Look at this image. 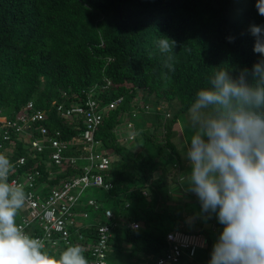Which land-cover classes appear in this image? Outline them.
Returning a JSON list of instances; mask_svg holds the SVG:
<instances>
[{
	"label": "trees",
	"instance_id": "trees-1",
	"mask_svg": "<svg viewBox=\"0 0 264 264\" xmlns=\"http://www.w3.org/2000/svg\"><path fill=\"white\" fill-rule=\"evenodd\" d=\"M256 3L257 0H0L2 115L11 120L29 102L45 111L53 103L66 104L61 93L69 99L67 106L81 104L82 92L89 89L95 91L102 109L122 99L119 107L105 113L96 131V139L113 152L106 177L112 188H93L99 192L98 199L83 195L75 211L88 213V219H76L82 226L77 227V233L72 230L69 245L82 246L87 260L96 242L95 232L87 225H109L110 220L104 217L106 210L114 214L108 264H143L166 249L165 236L171 232L166 227L168 218H176L168 204L172 197L169 187L175 184L169 173L180 169L171 142L175 137L173 126L189 112L197 91L209 86L208 78L216 67H227L235 76L242 69L251 70L261 59L253 51L256 37L251 34L252 26L264 28V16L258 13ZM162 37L176 42L175 71L163 67L167 54L158 48ZM107 82L110 86L105 89ZM139 96L152 108L141 117L147 120L149 130L137 153L118 142L121 135L114 128ZM47 125L51 130H60L65 140L75 139L76 131L68 129L53 111ZM6 131L9 140L4 141L2 133L0 145L4 152L12 153L8 158L13 163L26 156V150L12 130ZM150 147L153 152L147 149ZM72 153L65 151L63 155ZM174 159L177 161L173 163ZM35 170L40 172V180L47 179L49 171L44 162L27 158L21 173ZM61 173L60 177H65L81 172L69 167ZM88 200L96 206L86 205ZM133 222L140 223L141 228L130 230Z\"/></svg>",
	"mask_w": 264,
	"mask_h": 264
},
{
	"label": "clouds",
	"instance_id": "clouds-1",
	"mask_svg": "<svg viewBox=\"0 0 264 264\" xmlns=\"http://www.w3.org/2000/svg\"><path fill=\"white\" fill-rule=\"evenodd\" d=\"M256 8L264 16V0ZM251 34L261 59L235 76L216 67L189 108L194 130L184 142L189 189L201 211L215 214L223 225L209 264H264V28L252 26ZM175 44L167 37L158 41L169 71H175ZM14 167L0 153V264H88L82 246L69 245L56 257L18 225L29 194L9 182Z\"/></svg>",
	"mask_w": 264,
	"mask_h": 264
},
{
	"label": "built area",
	"instance_id": "built-area-1",
	"mask_svg": "<svg viewBox=\"0 0 264 264\" xmlns=\"http://www.w3.org/2000/svg\"><path fill=\"white\" fill-rule=\"evenodd\" d=\"M110 86L107 82L105 89ZM83 103L67 106L69 101L65 93L60 96L66 101L54 105L47 111L35 108L32 102L26 104L13 119H9L0 113V135L8 141L7 131L12 130L16 140L24 144L26 156L16 159L14 169L9 175V182L24 186L29 194L24 207L19 211L16 219L26 234L31 238L41 239L45 243V251L61 252L64 246L69 245L72 230L77 233V227L82 226L76 219H88V213L76 214L75 211L81 205V198L89 189L109 190L112 184L106 180L110 170L112 159L106 153L101 141L96 139V131L102 124L107 111L115 110L121 105L122 99H116L108 103L102 109L101 102L95 91L84 90ZM131 117L138 118L143 113L151 111V106L144 99L133 100ZM55 108V110H54ZM141 110V111H140ZM55 112L56 118L63 122L72 132L76 131L75 139L65 140L60 130H51L49 113ZM123 112L119 119L126 114ZM120 144H134L137 139L135 126L130 120L117 123L114 128ZM120 133V134H119ZM128 148V147H127ZM49 153L43 155L44 151ZM65 151L73 152L69 156L63 155ZM0 153L12 157L11 152H4L0 145ZM40 159L48 169L47 179L40 180V172L21 173L26 159ZM78 161H85L87 165H78ZM59 168V171L51 168ZM77 168L81 173L78 176L60 177L65 168ZM34 169V168H33ZM20 172V173H19ZM55 182L54 185L50 183ZM146 196V193L143 192ZM86 205L95 207L94 201L88 200ZM108 224H88L87 228L96 234V242L91 248V257L88 264H108L109 240L111 238V226L114 220L113 212L104 211ZM141 224L133 222L130 230L137 231ZM208 238L200 232H188L178 229L165 236L166 249L157 258L146 259L143 264H180L186 257L193 259L198 251L205 250ZM128 247L127 245H125ZM124 246V247H125Z\"/></svg>",
	"mask_w": 264,
	"mask_h": 264
},
{
	"label": "rangeland",
	"instance_id": "rangeland-1",
	"mask_svg": "<svg viewBox=\"0 0 264 264\" xmlns=\"http://www.w3.org/2000/svg\"><path fill=\"white\" fill-rule=\"evenodd\" d=\"M135 99L141 102V99H144V97L139 96V97H136ZM148 105H150V102L148 103ZM126 111L127 113L122 116L121 121L124 122L126 120H130L134 124L135 131L137 133V139L135 140L134 144L124 143L121 145H124L125 147L130 148L131 151H137L138 153L142 149L143 139L147 136V133L149 130L147 128V120L146 121L141 120L142 119L141 117H143L142 115H139L138 118L136 117L132 118L131 117L132 106H128V108H126ZM188 118H189V112L178 119L176 125L173 126L175 137L171 139V142L174 144V147L178 154V157H179L178 159L180 162V169H181L180 170L178 168H175L176 170L174 169V171L169 173V179L171 181H175V184L173 183L169 187V193L171 194L172 197H171V200L168 201V204L172 207V208L170 207V209L172 210V213L176 215V218L175 219L170 218V220L168 218L169 222L166 225L167 229H169V231L171 232H174L178 229L188 231L187 227L183 228L181 225L183 222H185V214H191L194 217L199 218V219L200 217L203 218L200 224H202V228L204 229H207V227L209 226V224H211V222L214 223V221H217L215 214H212L211 216H209L208 213H204L201 211V204H200L199 199L189 189L187 177H188V172L190 169H189L188 163L184 156L185 150H186L184 147V142L191 136L194 130L191 129V127L189 126ZM147 149L153 152V149L151 147ZM106 153L112 159L113 152L107 151ZM176 161L177 160L174 159L173 163ZM78 165L86 166L87 162L78 161ZM161 191L163 190L161 189ZM86 195L94 199H98L99 192L98 190L89 189L84 194L85 198H86ZM198 227H199V224L197 223L193 224V228L199 229L200 227L199 228ZM204 229L202 231L199 229L200 230L199 232H201L203 235H205L208 238V241H207L208 247H210V249L212 250L213 245L216 243L218 236L222 230H219L218 228L216 233L209 234V232H205ZM206 234L209 236H207ZM49 254L58 257L60 252H57V253L51 252ZM182 260H181L182 263L180 264H185L184 261H186V259H184L183 261ZM137 264H142V263H137Z\"/></svg>",
	"mask_w": 264,
	"mask_h": 264
},
{
	"label": "crops",
	"instance_id": "crops-1",
	"mask_svg": "<svg viewBox=\"0 0 264 264\" xmlns=\"http://www.w3.org/2000/svg\"><path fill=\"white\" fill-rule=\"evenodd\" d=\"M202 220H203V218H201V217L199 219V218L194 217L191 214H185V222H183L181 225L183 228L187 227L188 232H199L200 230L202 231L204 229V228H202V224H200ZM196 223L199 224L200 228L199 227L198 228L200 230L193 228V224H196ZM218 228H219V230H222L223 225L219 224L218 221H214V223L211 222V224H209L207 229H204V230H205V232H209V234H210V233H216ZM207 236H209V235H207ZM207 248L208 249H205L204 251L197 252L196 256L191 260L184 257L183 260L186 259V261H184V263L185 264H209V261L211 259L210 256H211L212 250L208 246H207Z\"/></svg>",
	"mask_w": 264,
	"mask_h": 264
}]
</instances>
